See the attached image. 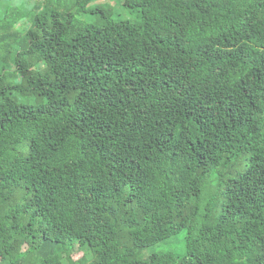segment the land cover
Listing matches in <instances>:
<instances>
[{
    "label": "trees",
    "instance_id": "16d2710c",
    "mask_svg": "<svg viewBox=\"0 0 264 264\" xmlns=\"http://www.w3.org/2000/svg\"><path fill=\"white\" fill-rule=\"evenodd\" d=\"M43 4L0 72V264H264V0ZM182 230L186 256L139 257Z\"/></svg>",
    "mask_w": 264,
    "mask_h": 264
},
{
    "label": "rangeland",
    "instance_id": "374dc122",
    "mask_svg": "<svg viewBox=\"0 0 264 264\" xmlns=\"http://www.w3.org/2000/svg\"><path fill=\"white\" fill-rule=\"evenodd\" d=\"M48 0H12L14 4L20 5V11L23 12L24 17L18 21L15 25V29L18 28L19 36L14 41L10 42L8 47L10 50L9 57L6 59H2V54H0V72L8 74L15 68V60L20 51L24 49L25 44H27L26 32L29 26L30 16L34 10L36 5H44ZM50 7L49 9L56 8L60 12L71 11L76 14V16L82 20H85L89 23L102 25L106 18L104 16L105 13L109 14V17L114 20H128L132 23H140L141 22V14L140 11L136 8H130L125 4V0H94L88 6L86 11L78 12L77 8L73 4L72 0H49ZM10 6V2L7 0H0V19ZM45 9L44 6H41L38 10ZM1 52V50H0ZM6 80L10 83H15L16 79H10L9 77ZM14 97H16L20 102H25L28 104H35L42 102L41 99L35 96H22L17 93H11ZM215 177L211 178L214 181ZM206 192V190L204 191ZM205 194V193H204ZM186 230H182L177 234L165 239L164 241L158 242L154 245H150L143 249L139 257L145 258L153 252H173L179 256H186ZM61 247H59L58 250ZM86 252V257L91 256L90 250L85 247L80 249L78 246L74 249V253L72 254V258L74 260L79 259ZM66 263V260L64 259ZM76 264H79L78 262Z\"/></svg>",
    "mask_w": 264,
    "mask_h": 264
}]
</instances>
